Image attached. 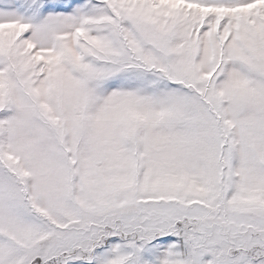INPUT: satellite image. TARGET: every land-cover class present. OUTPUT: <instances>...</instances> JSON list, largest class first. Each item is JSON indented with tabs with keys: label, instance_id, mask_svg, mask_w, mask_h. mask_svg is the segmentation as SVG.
<instances>
[{
	"label": "snow or ice",
	"instance_id": "1",
	"mask_svg": "<svg viewBox=\"0 0 264 264\" xmlns=\"http://www.w3.org/2000/svg\"><path fill=\"white\" fill-rule=\"evenodd\" d=\"M0 264H264V0H0Z\"/></svg>",
	"mask_w": 264,
	"mask_h": 264
}]
</instances>
